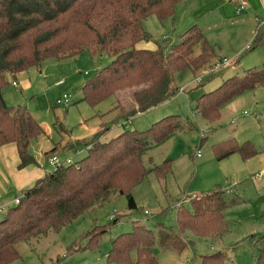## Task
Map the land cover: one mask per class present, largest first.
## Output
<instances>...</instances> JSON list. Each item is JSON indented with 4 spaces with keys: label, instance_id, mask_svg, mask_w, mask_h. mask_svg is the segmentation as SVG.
<instances>
[{
    "label": "trees",
    "instance_id": "obj_1",
    "mask_svg": "<svg viewBox=\"0 0 264 264\" xmlns=\"http://www.w3.org/2000/svg\"><path fill=\"white\" fill-rule=\"evenodd\" d=\"M183 1L0 0V147L14 146L18 169L34 164L28 153L29 143L44 131L24 107L4 103L1 91L7 81L29 68H39L44 61L60 62L81 52L105 54L111 61L84 81L80 102L94 108L115 98L117 93L131 91L133 108L125 109L115 98L116 110L127 121L144 114L167 100L176 73L190 71L194 75L214 60L211 45L196 25L186 29L165 55L158 47L155 50L137 48L149 38L142 29L143 20L149 16L159 22L172 20L175 6ZM257 36L255 33V45L261 40ZM196 46L199 53L192 57ZM201 85L198 83L194 90ZM255 88L264 90L263 67L226 78L212 91L202 92L193 101L194 111L207 123H213L222 106ZM179 126L176 116H167L144 131L124 129L105 142L93 140L84 145L85 156L79 161L60 163L22 191L16 197L18 204L7 208L0 220V264H10L19 258L17 244L32 246L38 239L57 233L111 198L124 197L127 209L136 210L130 191L146 176L141 163L145 150L161 144ZM104 131L108 129L101 130ZM211 151L218 161L232 155L243 160L255 155L250 143L237 146L232 140L212 146ZM53 153L54 148L44 155L49 157ZM167 164L164 161L150 170L161 182L169 173ZM188 201L186 207L175 209L177 234L158 229L162 248L180 251L185 246L182 241L185 233L201 239L219 237L226 231L223 210L238 204V199H226L224 193L217 190L196 195ZM105 231L104 227H95L89 232V245L93 247ZM153 243V232L132 222L129 232L110 241L106 262L157 264L151 252ZM200 264H226V257L214 252L200 256ZM254 264H264V246L257 249Z\"/></svg>",
    "mask_w": 264,
    "mask_h": 264
},
{
    "label": "rangeland",
    "instance_id": "obj_2",
    "mask_svg": "<svg viewBox=\"0 0 264 264\" xmlns=\"http://www.w3.org/2000/svg\"><path fill=\"white\" fill-rule=\"evenodd\" d=\"M183 2L175 6L172 20L159 22L154 16H149L142 22V29L149 36L147 43L156 45L163 55L178 43L179 36L186 29L195 25L191 11L197 9L193 3L196 0ZM254 15L264 23L261 7ZM226 17L227 23L215 30L218 32L212 39L222 42L226 50L240 47L234 57L221 53L222 58L218 60L219 70L227 67L235 71H229L230 75H227L228 69L225 68L222 74L205 77L198 90H194L197 85L194 78L215 64L216 59L194 75L190 71L176 73L167 100L144 114L128 118V121L116 110L115 98L125 109H132L131 91L117 93L115 98L107 99L94 108L80 102V88L84 81L111 61L105 54L81 52L60 62L44 61L39 68L27 69L25 79H16L17 87L12 88V80L7 81L1 91L4 103L24 107L44 131L29 143L28 153L36 157L45 174L54 170L44 155L53 148L57 162L67 165L83 158L84 145L93 140L105 142L124 129L144 131L167 116H176L180 124L179 129L161 144L151 145L145 150L141 163L146 176L130 191L136 210L127 209L124 197L111 198L57 233L38 239L32 246L17 244L15 248L19 258L10 264H112L106 262L110 241L129 232L132 222L153 232L151 252L157 264H200V256L214 252L224 254L226 264H254L257 249L264 246V90L255 88L232 99L220 108L219 117L213 123L204 121L194 111L193 103L198 97L194 98L196 92H210L224 79L240 76L254 67L256 59L253 53H264L263 23H257L253 16L249 20L245 11L238 16ZM222 19L218 20V25ZM208 27L211 29L212 23ZM255 33L261 39L258 45L253 42ZM206 37L208 40L211 38L208 32ZM246 46L250 49L243 52ZM211 48L214 50L215 47L211 45ZM198 53L199 46H196L192 57ZM261 68L262 65L257 64L256 69ZM56 82L62 85L57 86ZM183 89L184 93H179ZM63 99L69 101L67 106L56 105ZM102 127L108 131L99 133ZM226 140H232L237 146L250 143L255 155L245 160L238 155L216 160L211 147ZM197 153L199 156L196 158ZM164 161L168 162L169 173L161 182L150 170ZM0 166L3 167L1 161ZM258 174L262 175L256 181L253 177ZM213 190L222 191L226 199H238V204L222 212L226 231L209 239L185 233L182 236L185 246L180 251L172 247L162 248L158 229L177 234L174 206L186 207L188 199ZM5 211L0 214V220ZM95 227H104L106 231L91 247L87 234ZM131 256L134 257L133 253Z\"/></svg>",
    "mask_w": 264,
    "mask_h": 264
},
{
    "label": "crops",
    "instance_id": "obj_3",
    "mask_svg": "<svg viewBox=\"0 0 264 264\" xmlns=\"http://www.w3.org/2000/svg\"><path fill=\"white\" fill-rule=\"evenodd\" d=\"M193 3H196L197 9L191 11V14H193L192 20L198 28L202 29L200 27L202 25L204 26V28L206 27L205 30L203 29L202 30H203V33H204V36L207 42L210 45L215 47L213 50L214 59L218 60L222 58L221 57L222 55H220L221 53L232 55L234 57L235 55L233 54H236L240 47H235V48L226 50L222 42H220L219 40L215 42V40L212 38L215 37L214 35H216L218 30L220 29L219 28L220 25L227 23L225 20V18H227L226 16L234 15L235 8H236L235 1L227 0V2H225L224 0H196V2H193ZM260 7L262 8L263 13H264V0H244V10L243 11L246 12L247 18L250 20V17L253 16V19L255 20L256 18L257 23L259 22L261 24L263 23V21H261L259 18L256 17V15H254V12L260 10ZM184 13H187V12H184ZM220 18H223V19L222 21L219 22V25H218V20ZM181 22L182 20H180V23ZM209 23H212L213 27L211 29H208ZM263 26H264V23H263ZM216 29L218 30L215 32ZM206 32H208L209 35L211 36L210 40L207 39ZM137 48L145 49V50H155L157 46L154 44L149 45L148 43H141L137 45ZM244 48H243V52L248 51L250 49V46H249V49L247 50L246 49L244 50ZM253 54L255 55L254 57L256 59L254 62L253 68H256L257 64L262 65V67L264 68V53L260 51L258 52V54L256 53H253ZM225 68L227 67H224L218 72H215L213 74H219V73L222 74ZM227 69H228L226 73L227 75H230V73H228L229 71L231 72L235 71V69L233 70L231 68H227ZM24 74L25 73L22 72V73L15 75L13 78H11L12 82H14L15 85L14 86L10 85V86L12 88L17 87L16 79L18 78L25 79ZM57 83H60V82H56L55 85ZM61 85L62 84L60 83L57 86H61ZM19 87H20V83H19ZM184 91L185 89H183L181 93H184ZM200 94H201V91L196 92L194 94V98ZM16 98L17 97H15V99ZM58 126L60 127V125ZM101 126L102 125H100L99 127ZM102 129L103 127L101 128V130ZM105 129H108V128H105ZM101 130L99 132V129H98L97 132L102 133ZM53 155H55V151ZM32 157L34 159L33 165H29L25 168L18 169L17 165L19 161H18L17 153H16L14 146L6 145L3 147H0V161L3 163V167L0 166V214L7 208L13 206L12 204L13 200L16 197H18L22 191L26 190L27 188L32 186L36 181L40 180L46 175L45 171L43 170L42 165L38 162L36 157L35 156H32ZM47 158L48 157L45 156L46 160ZM258 180H260V178L257 179L256 181Z\"/></svg>",
    "mask_w": 264,
    "mask_h": 264
},
{
    "label": "built area",
    "instance_id": "obj_4",
    "mask_svg": "<svg viewBox=\"0 0 264 264\" xmlns=\"http://www.w3.org/2000/svg\"><path fill=\"white\" fill-rule=\"evenodd\" d=\"M224 1L226 2L227 0H224ZM234 1H235V3H236V8H235L234 15H235V16H238V15L241 14V13L243 12V10H244V0H234ZM245 49H246V50L249 49V46H246ZM218 60H219V59H218ZM218 60L216 59L215 64H213L209 69H205V70H203L199 76H197L196 78H194V83L198 84V83H200V82L202 81V79H204L205 77H208V76L211 75L212 73L218 71L219 68L221 67L220 64L218 63ZM58 84H60V83H57V85H58ZM14 85H15V83L12 82V83H11V86H14ZM181 92H182V90H179V93H181ZM61 104L67 106V105L69 104V101H68L67 99H63V102H56V105H61ZM199 136H200V139L203 138L202 135H199ZM195 156L198 157V156H199L198 153L195 154ZM47 161H48V164H49L51 167H53V169H55L56 167H58L59 164H60V163L57 162L56 157H55L54 155L49 156L48 159H47ZM258 175H259V176H258ZM258 175H254L253 178L258 179V178L260 177V175H262V174H258ZM18 200H19V198H15V199L13 200V204H14V205H15V204H18ZM178 206H179V205H175L174 208L176 209Z\"/></svg>",
    "mask_w": 264,
    "mask_h": 264
}]
</instances>
